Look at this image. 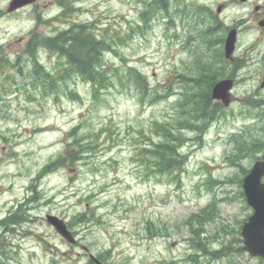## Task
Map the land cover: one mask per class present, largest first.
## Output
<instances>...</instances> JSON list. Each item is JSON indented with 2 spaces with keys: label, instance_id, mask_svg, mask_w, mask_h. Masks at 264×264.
Instances as JSON below:
<instances>
[{
  "label": "rangeland",
  "instance_id": "obj_1",
  "mask_svg": "<svg viewBox=\"0 0 264 264\" xmlns=\"http://www.w3.org/2000/svg\"><path fill=\"white\" fill-rule=\"evenodd\" d=\"M9 1L0 0V264H93L91 254L106 264H264L242 249L240 236L252 213L242 177L263 151L252 145L264 143V88L258 87L264 27L257 24L264 0H162L166 10L156 11L161 0H72L64 17L58 0L6 14ZM211 9L215 18L206 14ZM214 22L220 30H207ZM73 24L123 38L102 54L112 86L96 95L82 77L60 75L65 59L44 42ZM136 25L143 33L132 31ZM230 27L237 28L233 57L242 58L241 67L228 61L215 67L224 73L216 81L234 80L232 102L210 97L215 117L200 132L205 117L189 112L193 94H204L209 78L198 77L197 65L223 55ZM33 36V54L54 75V86H40L36 78L25 48ZM131 67L145 75L144 91ZM160 127L176 136L181 170L173 174L152 167L151 153L168 138ZM68 149L71 155L39 178ZM48 214L69 224L74 244L46 222ZM220 249L224 254L214 257Z\"/></svg>",
  "mask_w": 264,
  "mask_h": 264
},
{
  "label": "trees",
  "instance_id": "obj_2",
  "mask_svg": "<svg viewBox=\"0 0 264 264\" xmlns=\"http://www.w3.org/2000/svg\"><path fill=\"white\" fill-rule=\"evenodd\" d=\"M58 2H60V4H66L64 7H72V0H58ZM70 3V4H69ZM163 9L166 10V4L161 3L160 4H156L154 6V11L159 10V9ZM68 11H70L71 9H67ZM195 7H194V12L195 11ZM204 11L201 13L203 14ZM209 14L213 17H215L214 15H212L211 12L206 13ZM204 14V15H206ZM150 15V12L143 13L141 15V18H143V22L145 24H147L148 21V16ZM164 15L166 17H171L170 14H167L166 12L164 13ZM202 16V15H201ZM211 21H216L215 19H210ZM142 22V23H143ZM212 27H208L207 30L211 31V30H220L217 22L215 23H211ZM217 26V27H216ZM85 25L79 24V25H73L72 27H70V29H65L62 30L61 32H59L58 34L54 35V36H46V38L44 39V42L46 44V46L49 49L54 50V54H58L60 57H63L64 60V64H60L62 65V67L59 68V70H62L63 73L61 72L60 75H63L64 73L69 74V75H76V76H80L82 77L83 80L89 82L91 84V87L93 89L94 94L96 95L97 93H99L102 89H106L109 86H112L111 83V77L109 78L110 75L108 71H106V65L105 63H102V54L104 51L106 50H113L112 46L115 47L117 42H121V40L123 38H117L115 41V38L113 36V34L111 32L107 33L106 29L102 32L98 34H96L95 32H86L85 29ZM132 31L133 30H138L140 31L139 33H143V30L140 29L139 25L133 26L132 27ZM206 30V32H207ZM130 32H127L126 36H130ZM113 36V37H112ZM219 41L214 40V44L218 43V42H222L223 39L222 37L218 38ZM37 42L35 40V37L33 36L29 42H27L26 45V51L27 53H32L34 50H37ZM217 54H218V50L216 49ZM216 54V55H217ZM215 55V56H216ZM33 60L34 62V66L35 69L34 72L36 73V78L39 81V85L43 86L45 88H48L50 86H54L53 83L56 82L55 79L52 78V76H54L53 74H51L49 71L45 70L42 65L39 63L38 58L33 54ZM224 60V57L222 54L219 55V58H215L214 61L209 62V63H204L201 64L199 63L198 66V70L200 72L198 77H207L209 78V81L207 83V90L206 92L203 94L202 91H199L200 94L198 95V98H195L197 96H195L193 94V99L192 101L194 102L193 109L189 112V115L195 119L198 118H203L205 117V121L203 123L200 124V126L198 127V129L200 130V132L203 131V129L206 127L207 123H206V119L214 116L215 114L213 112H211L212 109L208 108V101L210 98V90L211 87L213 85V83L218 79V76H223L224 73L221 72V68H217L215 67L216 63H222ZM105 69V70H104ZM208 69H210V71L215 72V75H210L208 74ZM212 69V70H211ZM58 70V72H60ZM130 70V74L133 75L136 80V87L140 90H143L144 88H147L146 85V80H145V75L142 74L141 72H139L136 68L132 67L129 69ZM39 72L41 74H39ZM197 77V78H198ZM47 82L44 83V81ZM60 79H62V76L60 77ZM200 79V78H198ZM144 91V90H143ZM217 110V109H214ZM213 113V114H212ZM180 124L184 125L186 127H191L190 124H188V122L185 119H181L180 120ZM167 128V130H166ZM160 130L162 132H164V134L168 137L166 140H164L162 143H159L155 146L156 151H153L151 153L152 157H153V163H152V167L156 170V172L158 173H168V174H173L178 172L179 170H181V164L179 162V160L181 161V155L178 154L177 152V148L178 146L173 145V141H175V137H173L174 135H172V128L171 127H160ZM73 135H75V128L71 131H69V134L67 135V139L70 140V137H73ZM181 141H183V139H180ZM74 142V140H73ZM72 140H70L67 144L68 147L71 146V144L73 143ZM264 144L262 141L261 143H257L254 144L252 146L263 148ZM72 149H68L66 150V152L64 153V155L62 157H58L56 160H52V162L48 163L45 165V167H43L42 173L40 175L39 178H41L43 175L48 174L49 172H51L52 170H54L56 168V166H58L59 164H61L63 162V160L67 157H69L71 155ZM180 158V159H179ZM246 172V170H245ZM244 172V173H245ZM38 182V181H37ZM21 208V210L23 212H25L22 209V206L19 205V209ZM81 216H83V214H80ZM200 215H196V217H198ZM12 219L11 222H16L17 219L12 215ZM198 220V219H196ZM78 222H83L86 223V219H82L79 218ZM69 226V224H68ZM194 226V225H192ZM199 229V227L194 226V231H197ZM193 245L195 246V240L193 241ZM224 249H220V250H215L214 251V257H220L222 256ZM107 253V252H106ZM100 257V258H99ZM98 258L100 260H104L102 255H98ZM105 261V260H104Z\"/></svg>",
  "mask_w": 264,
  "mask_h": 264
},
{
  "label": "water",
  "instance_id": "obj_3",
  "mask_svg": "<svg viewBox=\"0 0 264 264\" xmlns=\"http://www.w3.org/2000/svg\"><path fill=\"white\" fill-rule=\"evenodd\" d=\"M36 0H11L7 8L8 12L16 10L22 6L31 4ZM245 1V0H240ZM258 7H255L257 9ZM221 11V7H217V12ZM259 26H264V19L258 21ZM237 39V29L231 28L224 42V56L228 59L232 58ZM233 86L231 78H224L212 87L211 97L221 101L225 106L231 102L230 90ZM261 87H264V79L261 81ZM264 154L262 158L255 161L250 171L243 177L242 188L245 194L247 204L253 209L252 214L243 223L241 236L243 238V249L252 256H260L264 258ZM46 221L55 231L61 235L67 242L74 243L75 238L68 230L63 219L56 215L48 214ZM91 259L95 264H104L94 256Z\"/></svg>",
  "mask_w": 264,
  "mask_h": 264
},
{
  "label": "flooded vegetation",
  "instance_id": "obj_4",
  "mask_svg": "<svg viewBox=\"0 0 264 264\" xmlns=\"http://www.w3.org/2000/svg\"><path fill=\"white\" fill-rule=\"evenodd\" d=\"M18 11H20V10H17V12ZM16 11H14V12H12V13H15ZM249 50L247 49V51H245V53H247ZM253 51H251V53H252ZM248 58L249 59H251L252 61L254 60L253 59V56L251 55V54H249L248 55ZM230 61H232L231 63H233V62H236V63H238L239 64V62H241L242 61V58L241 57H233V59L232 60H230ZM241 64V63H240ZM260 82H261V80H260ZM260 82L258 83V87H259V89H263L264 87H260ZM248 100V102L249 103H251V104H253V103H255L256 102V99H254V98H250V100L249 99H247ZM249 103H246V105H249ZM263 106H264V104H262ZM254 106V105H253ZM246 108V111L248 110L247 109V107H245ZM250 109H253V110H255L254 108H250ZM256 111H254V112H250L249 114H248V116H251V115H257L256 113H255ZM258 115H260V114H258ZM262 153H264V151H262L261 153H260V156L262 155Z\"/></svg>",
  "mask_w": 264,
  "mask_h": 264
}]
</instances>
